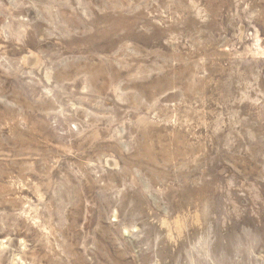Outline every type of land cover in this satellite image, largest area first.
I'll return each mask as SVG.
<instances>
[{
  "label": "rangeland",
  "instance_id": "374dc122",
  "mask_svg": "<svg viewBox=\"0 0 264 264\" xmlns=\"http://www.w3.org/2000/svg\"><path fill=\"white\" fill-rule=\"evenodd\" d=\"M0 264H264V0H0Z\"/></svg>",
  "mask_w": 264,
  "mask_h": 264
}]
</instances>
